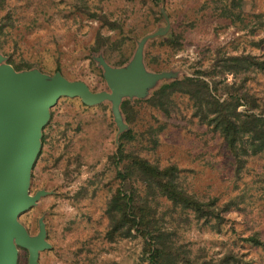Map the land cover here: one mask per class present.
Wrapping results in <instances>:
<instances>
[{
    "label": "rangeland",
    "instance_id": "374dc122",
    "mask_svg": "<svg viewBox=\"0 0 264 264\" xmlns=\"http://www.w3.org/2000/svg\"><path fill=\"white\" fill-rule=\"evenodd\" d=\"M230 56L264 62V0H0V66L43 81L59 74L92 94H111L107 74L122 69L132 80L120 102L144 101L158 83L196 72L222 95L244 78L222 71ZM247 77L264 101V72ZM172 100L169 116L133 103L131 125L114 100L89 106L61 96L47 110L28 181L34 201L17 217L30 238L42 235L47 245L36 264H147L134 233L106 237V203L120 189L111 156L128 127V151L177 166L189 192L232 203L219 225L159 206L163 228L188 256L180 264H264L263 161L249 159L237 175L219 136L192 118L187 96ZM254 234L262 245L247 241ZM29 257L16 245L15 264Z\"/></svg>",
    "mask_w": 264,
    "mask_h": 264
},
{
    "label": "trees",
    "instance_id": "16d2710c",
    "mask_svg": "<svg viewBox=\"0 0 264 264\" xmlns=\"http://www.w3.org/2000/svg\"><path fill=\"white\" fill-rule=\"evenodd\" d=\"M222 71L244 78L239 84L226 85L220 95L215 82H207L200 78L203 74L196 72L193 77L183 76L158 83L144 101L134 100L133 103H147L169 116L173 96H187L194 109L192 118L219 136L234 172L239 175L251 158H259L264 166V101L246 84L247 75L264 72V62L249 56H230ZM133 103L125 99L119 105L127 125L134 122ZM240 107L243 110L240 111ZM133 139L132 130L128 127L118 136L117 150L111 156L120 189H116L106 203V237L114 241L130 238L134 233L142 240L147 264L188 262L186 252L176 247V242L163 228L162 214L158 215L159 206L165 203L167 207L191 212L197 220L217 221L219 225L222 214L232 203L220 204L215 197L201 198L189 192L177 166H159L128 151L127 145ZM247 241L254 246L262 245L257 234Z\"/></svg>",
    "mask_w": 264,
    "mask_h": 264
},
{
    "label": "water",
    "instance_id": "95a60500",
    "mask_svg": "<svg viewBox=\"0 0 264 264\" xmlns=\"http://www.w3.org/2000/svg\"><path fill=\"white\" fill-rule=\"evenodd\" d=\"M106 79L111 94H92L84 84L68 82L59 74L43 81L0 66V264H15L16 245L29 251V264H36L38 252L47 246L42 235L30 238L17 221L34 201L27 195L28 181L47 110L61 96L79 97L89 106L114 100L119 110L118 94L128 88L132 77L119 69L110 70ZM142 86L135 94L142 92Z\"/></svg>",
    "mask_w": 264,
    "mask_h": 264
}]
</instances>
